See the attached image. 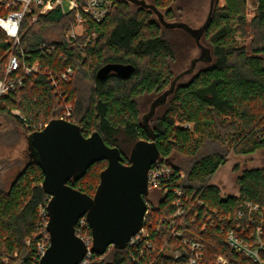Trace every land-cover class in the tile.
Here are the masks:
<instances>
[{"label": "trees", "instance_id": "trees-1", "mask_svg": "<svg viewBox=\"0 0 264 264\" xmlns=\"http://www.w3.org/2000/svg\"><path fill=\"white\" fill-rule=\"evenodd\" d=\"M112 1L109 16L89 27L98 37L85 49L65 40L75 23V12L53 10L35 23L24 20L22 62L38 68L35 74H21L22 84L0 98V150L14 149L21 139L29 145V137L40 125L60 120L65 103L49 72L58 80L61 72L74 67L72 80L61 83L73 107L70 122L86 137L100 133L108 146L121 150L125 164L130 163L139 141L154 140L159 159L174 172L160 188L149 191L159 196L156 205L146 198L150 215L145 226L152 250L133 256L128 248L113 246L87 264H184L186 258L175 261L166 253L181 246V237H174V231L203 245L201 264H216L219 256H225L228 264H259L232 247L227 234L233 230L256 247L258 229L264 232V168L244 170L237 177V195H223L213 179L231 153L249 156L264 150V139L259 136L264 126V0H258L250 21L247 0L211 1L200 32L206 47L200 57L203 66L183 83L176 82L173 65L178 45L172 34L180 30L195 42L197 38L177 21L182 17L179 0H153L151 7ZM238 34L251 36L250 44L240 46ZM9 50L0 27V79L6 74ZM108 64L132 65L134 71L128 78L111 73L99 80L97 72ZM166 93L164 103L150 117L154 103ZM147 101H151L149 110L143 114ZM0 165V255L11 257L7 264H39L38 244L45 236L40 211L50 200L42 187L44 174L27 156L0 157ZM106 167V161L98 162L69 185L94 196ZM176 191L184 195L180 217H175ZM248 203L259 209L249 213ZM82 234L91 235L88 223ZM259 256L264 261V250Z\"/></svg>", "mask_w": 264, "mask_h": 264}, {"label": "water", "instance_id": "water-1", "mask_svg": "<svg viewBox=\"0 0 264 264\" xmlns=\"http://www.w3.org/2000/svg\"><path fill=\"white\" fill-rule=\"evenodd\" d=\"M200 32L201 29L191 33L197 42ZM133 71L132 65L108 64L97 72V78L104 80L111 73L128 78ZM167 95L154 103L150 117ZM29 147L38 157L36 162L44 174L42 187L50 196L47 206L50 245L40 264H80L89 252L104 256L113 246L126 249L130 239L143 228L148 208V173L160 158L157 143L139 141L132 150L130 163L125 164L121 150L108 146L100 133L86 137L78 125L55 120L29 137ZM102 161L107 162V167L100 174L94 196L69 185ZM82 218H86L91 229L90 249L77 235Z\"/></svg>", "mask_w": 264, "mask_h": 264}, {"label": "built area", "instance_id": "built-area-1", "mask_svg": "<svg viewBox=\"0 0 264 264\" xmlns=\"http://www.w3.org/2000/svg\"><path fill=\"white\" fill-rule=\"evenodd\" d=\"M112 0H86L84 3H79L77 0H0V27L5 31L7 35V42L10 44L9 60L6 67V74L3 79H0V98L7 94L10 90H14L17 85L22 84V75H32L37 72V65H30L22 62L25 57L24 51L21 46V27L26 18H29L33 23L38 21V18L50 11L60 10L62 14H69L75 12V23L72 28L65 35V40L69 44L78 43L81 49H85L86 46L96 41L98 34L94 30L90 31L89 27L95 24H101L110 14L113 7ZM83 38L84 42L79 43V39ZM76 70L74 67H68L60 73L59 79L49 72L50 79L53 83V87L56 88L60 95V99L65 103L64 113L60 120L70 122L73 114V107L67 103V97L64 95L62 82H69L75 76ZM19 118L25 123L27 128L30 126L26 123V119L19 114ZM47 125H40V132L44 130ZM186 127H189L187 125ZM259 136L264 139V126L259 133ZM1 170V165H0ZM174 175L173 169L169 164L163 160H157L148 173V186L149 191L160 188L163 182L170 179ZM184 178V174L180 175ZM178 200L176 202L178 210L175 217H180L184 214L183 201L184 195L180 191H176ZM144 217L143 228L130 239L127 246L131 255L134 253L144 254L145 250H152L153 245L149 241V233L145 226L148 217L150 215L149 205ZM249 213L259 209L258 205L248 203ZM41 228L44 230V238L42 242L38 244V252L40 261L46 250L50 245V234L48 232L49 216L48 210L41 209L40 211ZM251 220V219H250ZM87 220L82 218L77 226V235L81 237L87 244L88 248L92 246V236L83 235V229L86 227ZM242 226H238L240 230ZM174 237H181V246L177 249H169L166 253L171 256L175 261L181 258H186L184 264H201L203 258V245L199 242H191L181 232H173ZM264 232L261 229L257 231V244L256 247H251L248 241L244 238H240L236 235L235 231L231 230L227 234V240L232 247L239 252H244L250 256L255 262L264 264L261 260L259 252L264 250ZM126 248V249H127ZM97 256L90 252L86 258L80 264H87L91 257ZM134 256V255H133ZM11 260L8 255H0V263L7 264ZM39 261V264H40ZM228 259L225 256H219L216 264H228Z\"/></svg>", "mask_w": 264, "mask_h": 264}, {"label": "rangeland", "instance_id": "rangeland-1", "mask_svg": "<svg viewBox=\"0 0 264 264\" xmlns=\"http://www.w3.org/2000/svg\"><path fill=\"white\" fill-rule=\"evenodd\" d=\"M135 3H144L147 7H151L153 0H127ZM212 0H179V4L182 7V17L177 19L182 24L188 26L190 29L197 31L205 24L208 18V14L211 7ZM258 7V0H247V18L252 20L256 9ZM188 30L192 33V30ZM173 40L178 45L177 60L174 66V73L177 74V82H187L191 75L194 74L200 67L203 66L200 61L203 49L206 48L203 41L199 38L198 42H195L187 33L176 30L172 34ZM237 40L240 46H247L250 44L252 37L245 38L238 34ZM151 101H147L142 107V113H147L149 110ZM17 112V111H15ZM154 113H156L154 111ZM153 113V114H154ZM29 157L31 160L37 161L38 157L34 150L29 147L25 139H21L18 146L14 149L0 150L1 158H24ZM254 168H264V150L259 151L253 155H236L231 153L228 156V160L225 166H223L215 178L213 184L217 185L223 195H237L238 184L237 177L244 171ZM147 201L151 205H156L159 196L154 192H149L146 197Z\"/></svg>", "mask_w": 264, "mask_h": 264}]
</instances>
